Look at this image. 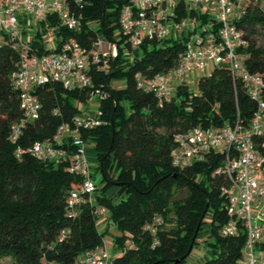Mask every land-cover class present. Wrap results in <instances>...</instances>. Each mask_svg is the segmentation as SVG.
<instances>
[{
  "label": "trees",
  "instance_id": "trees-1",
  "mask_svg": "<svg viewBox=\"0 0 264 264\" xmlns=\"http://www.w3.org/2000/svg\"><path fill=\"white\" fill-rule=\"evenodd\" d=\"M69 1L81 18L77 29L61 27L57 17L49 14L25 34L39 54L48 52L41 40L50 28L61 42L75 39L89 51L99 38L118 46L111 75L96 65L90 67L94 87L106 97L99 100L101 115L96 117L100 125L82 132L95 152V169L102 174L95 197L108 212L106 224L98 226L87 207L78 219L69 217L70 191L82 180L67 171L70 162L40 161L29 152L35 143L52 140L60 124L83 117L86 112L81 116L76 103L90 100L91 90H66L59 83L38 88L40 117L23 124L13 142V127L24 118L12 80L19 53L2 41L0 264L5 259L9 264H78L113 232L119 233L111 235L113 248L119 252L111 253V264H188L202 239L211 253L203 264H238L244 257L245 230L232 238L221 234L229 221L228 200L222 190L230 179L217 173L225 156L211 153L179 170L172 163V151L177 147L176 136L195 127L221 129L240 121L249 128L257 103L250 99L243 81L235 80L227 65L216 66L209 75L194 80V89L183 82L170 100L160 102L154 93L140 89L137 79L153 78L174 68L189 36L146 40L133 50L120 26L121 12L129 0ZM244 11L234 21L245 42L237 54L250 73L264 78V10L255 0H248ZM177 14L179 18L193 16L198 29L210 25L219 36L221 24L214 14H190L184 0ZM113 63L114 59L111 67ZM112 81H124L125 86L111 87ZM91 115L95 117V113ZM254 141L264 154V138L254 137ZM180 191L185 197L177 196ZM158 217L164 223L155 232L146 229ZM63 230L68 233L61 240ZM260 249L264 251V242Z\"/></svg>",
  "mask_w": 264,
  "mask_h": 264
},
{
  "label": "built area",
  "instance_id": "built-area-1",
  "mask_svg": "<svg viewBox=\"0 0 264 264\" xmlns=\"http://www.w3.org/2000/svg\"><path fill=\"white\" fill-rule=\"evenodd\" d=\"M184 1L190 14H214L221 24L219 36L210 25L198 29L199 24L191 15L179 18L181 0H129V5L123 8L120 26L133 50L146 40L189 36L186 49L174 68L153 78L138 77L137 86L154 93L162 102L170 100L174 89L190 76L197 79L209 75L216 66L227 65L234 79L243 81L250 99L257 103L249 128L238 121L221 129L195 127L179 134L177 147L172 151V163L184 170L208 154L220 152L225 156L217 173L230 179V185L222 190L228 200L229 221L221 234L232 238L245 230L244 257L238 264H264V251L260 249L264 242V154L254 141V137L264 138V78L244 67L237 48L245 46V42L234 24L235 19L244 16L248 0ZM49 14L55 15L61 27L68 30L77 29L81 22L69 0H0V37L19 53V67L12 74V80L19 92L24 118L21 125L13 127V142L17 141L23 124L40 117L41 101L36 94L40 87L59 83L66 90L90 89V99L106 97L104 91L94 87L90 67L96 65L98 70L109 73L112 60L118 54L117 44L99 38L89 51L75 39L61 42L50 28L41 40L48 52L39 54L25 32L46 20ZM54 114H58V110ZM100 115L99 111L95 117L86 112L83 117L74 118L71 124L62 123L52 140L37 142L29 149L40 161L70 162L67 171L82 178L80 186L70 191L68 197V214L72 219L79 218L83 207L91 209L97 220L104 221L108 214L96 201L98 188L88 157L90 145L82 134L100 125L96 117ZM22 152L18 150L19 154ZM163 223L158 217L146 229L155 232ZM67 233L62 231L61 240ZM111 258L104 240L101 247L86 253L78 264H111Z\"/></svg>",
  "mask_w": 264,
  "mask_h": 264
},
{
  "label": "rangeland",
  "instance_id": "rangeland-1",
  "mask_svg": "<svg viewBox=\"0 0 264 264\" xmlns=\"http://www.w3.org/2000/svg\"><path fill=\"white\" fill-rule=\"evenodd\" d=\"M255 1L264 10V0H255ZM3 39H4V37L1 36L0 42H2ZM194 80H195L194 76L192 75L189 77V79L187 81V83L189 84L191 89L195 88ZM124 86H125L124 81H112V83H111V87H115V88H123ZM76 105L80 109V111L83 112L80 114L81 116L83 114H85V112L97 113V111L99 110V100L97 98H92V99H90L84 103L77 102ZM88 157H89L90 163L93 165L92 173L96 177V183H99L100 180L102 179V174H101L100 170L95 169L96 155H95L94 150L91 148V146L89 147ZM177 196L180 198H183V197H185V192L180 191ZM102 221L103 220H98V226L101 225ZM105 221L106 220H104V223H106ZM112 234H114L115 236L119 235V233H115V232H113L111 234H107V235H105V241L108 245V249H109L110 253H113V252L118 253L119 251L115 250L113 248V239L111 236ZM202 241H203V239L198 243V245L192 251V254L190 255V257L187 261L188 264H203L205 261H207L211 258L210 251L205 247V245L202 243ZM9 263L10 262L8 259L3 260V264H9Z\"/></svg>",
  "mask_w": 264,
  "mask_h": 264
},
{
  "label": "water",
  "instance_id": "water-1",
  "mask_svg": "<svg viewBox=\"0 0 264 264\" xmlns=\"http://www.w3.org/2000/svg\"><path fill=\"white\" fill-rule=\"evenodd\" d=\"M116 57H117V56H116ZM116 57H115V58H116ZM115 58H114V63H113V65H112V67H111L110 75H111V73H112V71H113V69H114V65H115V62H116Z\"/></svg>",
  "mask_w": 264,
  "mask_h": 264
},
{
  "label": "crops",
  "instance_id": "crops-1",
  "mask_svg": "<svg viewBox=\"0 0 264 264\" xmlns=\"http://www.w3.org/2000/svg\"><path fill=\"white\" fill-rule=\"evenodd\" d=\"M106 223H104V221H102L101 222V226H103V228H104V225H105Z\"/></svg>",
  "mask_w": 264,
  "mask_h": 264
}]
</instances>
